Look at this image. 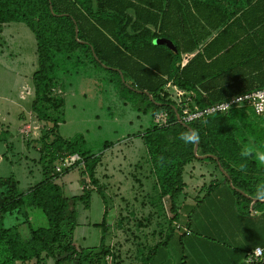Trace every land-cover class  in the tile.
I'll list each match as a JSON object with an SVG mask.
<instances>
[{
  "label": "trees",
  "instance_id": "obj_1",
  "mask_svg": "<svg viewBox=\"0 0 264 264\" xmlns=\"http://www.w3.org/2000/svg\"><path fill=\"white\" fill-rule=\"evenodd\" d=\"M191 7L195 14L201 10L206 13L204 21L212 29L221 26L208 40V34L196 31L198 20L192 22L195 16ZM9 22L23 23L35 39L30 109L38 120L51 126L49 134L38 139L41 179L26 191H19L12 175L0 178V264H43L48 260L49 264H120L104 244L109 208L94 177L99 155L86 147L81 133L62 138L54 132L60 119L51 113L60 112L63 99L52 91L64 88L62 77L84 63L81 54L108 75L119 94L129 98L133 109L142 114H167L166 125L152 124L136 134L154 178L155 203L160 207L163 200L168 203L171 216L167 218L165 239L172 228L182 230L175 224L187 229V224L177 220L184 187L182 171L195 159L212 161L220 172L228 174L240 213H249L250 203L264 207V202L254 199L255 185L264 182V168L239 155L238 136L239 140L247 138L233 122L235 116L252 134L243 110L232 109L184 124L176 121L179 108L164 89L170 82L190 92L192 103L203 107L263 85L264 0H0V24ZM159 38L171 41L174 49L155 43ZM184 54L192 55L181 65ZM187 129L199 135L195 151V143L186 144L179 138ZM253 139H259V135ZM111 145L103 141L101 148ZM70 154H77L79 160L55 171L59 160ZM205 154L216 160L211 156L198 158ZM241 163L247 164L245 171L239 170ZM79 164L103 203L100 222L92 223L101 231L96 249L73 243L72 207L79 201L88 208L92 191L83 184L79 194L68 197L54 181ZM34 209L42 213L45 225L30 226L29 212ZM5 213L13 215V223L8 226L2 222ZM23 226L26 235L22 233ZM181 234L186 235L184 230ZM159 244L162 242L155 243L146 255ZM253 248L245 250L244 260ZM184 262L180 259L178 264ZM253 264H264V257Z\"/></svg>",
  "mask_w": 264,
  "mask_h": 264
},
{
  "label": "rangeland",
  "instance_id": "obj_2",
  "mask_svg": "<svg viewBox=\"0 0 264 264\" xmlns=\"http://www.w3.org/2000/svg\"><path fill=\"white\" fill-rule=\"evenodd\" d=\"M35 58V39L26 25L20 22L0 24V178L12 175L18 181L19 191H25L41 179L36 147H39L38 139L49 134L51 126V123L38 120L30 109L33 98L31 73L35 68ZM81 59L82 65L62 77L64 88L55 87L52 91L62 97L63 106L60 112L51 114L60 119L54 131L56 135L71 138L81 133L86 147L99 155L94 177L107 198L109 208L104 244L120 264H141L142 255V264L187 261L189 253L184 246L182 230L173 229L172 223L170 235L165 239L167 218L171 216L167 210L168 203L163 200L161 207L155 203L154 178L149 171L142 141L136 135L154 124L153 115L133 109L129 98L119 94L104 71L95 68L85 55L81 54ZM245 121L249 123L252 134L247 132L241 118L235 116L233 122L247 139L259 135V139L264 141V118L245 115ZM54 132L48 140L52 139ZM103 141L112 145L102 149ZM215 170L220 173L217 168ZM81 171V164L76 165L54 181L68 197L79 194L83 184L92 191L88 208L79 201L72 207L75 222L73 243L96 249L101 231L92 223L100 222L103 203ZM29 213L31 227L45 225V218L39 210ZM181 214L177 220L183 222V210ZM12 218L13 215L5 213L3 224L13 223ZM202 232L212 243L234 244L227 235L222 237L217 232ZM22 233L26 235L25 226ZM159 242L162 244L146 255L147 250ZM106 259L111 261V257ZM49 263L48 260L43 264Z\"/></svg>",
  "mask_w": 264,
  "mask_h": 264
},
{
  "label": "crops",
  "instance_id": "obj_3",
  "mask_svg": "<svg viewBox=\"0 0 264 264\" xmlns=\"http://www.w3.org/2000/svg\"><path fill=\"white\" fill-rule=\"evenodd\" d=\"M191 11L195 16V19L192 18V22L198 20L196 31L208 34L206 40L214 36L221 27L212 29L206 24L204 21L206 13L203 10L195 14L191 7ZM206 20H208L207 16ZM191 55H182L181 65L186 61V57ZM242 113L264 118V116L252 115L249 111H242ZM238 143L240 146L248 143L260 145L264 141L240 139ZM215 168L212 161L196 159L183 167L184 187L179 198V212L182 215V210L184 211V221L179 222L187 224L186 227L189 231L184 236V246L189 253V258L184 264H246L245 250L252 247L264 248V207H253V204L250 203L251 211L247 214L240 213L228 174L217 173ZM252 200L254 201V199ZM204 230L217 232L222 237L227 235L232 238L234 244L220 241L212 243L206 239V234L202 232ZM74 245L79 246L75 243Z\"/></svg>",
  "mask_w": 264,
  "mask_h": 264
},
{
  "label": "built area",
  "instance_id": "obj_4",
  "mask_svg": "<svg viewBox=\"0 0 264 264\" xmlns=\"http://www.w3.org/2000/svg\"><path fill=\"white\" fill-rule=\"evenodd\" d=\"M169 92V98L174 102V104L179 108V111L175 112V119L178 122L187 124L198 118L209 116L212 114H225L232 109H241L243 111H249L256 116H264V84L245 92H241L232 96L227 97L211 103L209 105L198 107L192 103L190 92H186L170 82H167L164 86ZM223 102L230 103L231 108L229 111L223 109ZM193 104L191 107L189 104ZM152 121L157 126H164L168 123L167 114L165 111H159L153 114ZM79 160L77 154H70L63 156L59 162L55 165L54 169L60 172L62 169L69 167L71 164ZM176 228H182L187 234L186 228L175 224ZM264 257V249L262 247H254L250 252L246 254L245 262L248 264H253L260 261Z\"/></svg>",
  "mask_w": 264,
  "mask_h": 264
},
{
  "label": "clouds",
  "instance_id": "obj_5",
  "mask_svg": "<svg viewBox=\"0 0 264 264\" xmlns=\"http://www.w3.org/2000/svg\"><path fill=\"white\" fill-rule=\"evenodd\" d=\"M223 109L229 111L231 108L230 103L223 102ZM184 143L191 144L199 141V135L195 130L187 129L180 134L179 137ZM240 157L245 161L252 159L261 168H264V143L256 145L254 143L243 144L239 153ZM247 168L246 163L239 165L240 171H245ZM254 199L264 202V182L257 183L254 187Z\"/></svg>",
  "mask_w": 264,
  "mask_h": 264
},
{
  "label": "water",
  "instance_id": "obj_6",
  "mask_svg": "<svg viewBox=\"0 0 264 264\" xmlns=\"http://www.w3.org/2000/svg\"><path fill=\"white\" fill-rule=\"evenodd\" d=\"M155 43H164V44H166L170 49H173V45L170 43V41H168L167 39H164V38H159V39H156L155 40ZM196 150V143L194 144V147H193V151H195ZM205 156H211V157H213L215 160H216V158L213 156V155H211V154H205V155H201V156H199V157H205Z\"/></svg>",
  "mask_w": 264,
  "mask_h": 264
}]
</instances>
